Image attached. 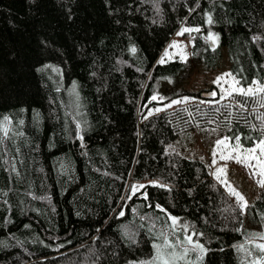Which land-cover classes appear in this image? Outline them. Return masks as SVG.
Masks as SVG:
<instances>
[{"label": "trees", "instance_id": "trees-1", "mask_svg": "<svg viewBox=\"0 0 264 264\" xmlns=\"http://www.w3.org/2000/svg\"><path fill=\"white\" fill-rule=\"evenodd\" d=\"M180 26L199 29L202 65L225 47L241 86L264 79V0H0V264H264V190L242 209L203 161L168 148L201 124L254 145L264 96L144 117L181 95L217 98L161 89L190 68L158 62Z\"/></svg>", "mask_w": 264, "mask_h": 264}, {"label": "rangeland", "instance_id": "rangeland-1", "mask_svg": "<svg viewBox=\"0 0 264 264\" xmlns=\"http://www.w3.org/2000/svg\"><path fill=\"white\" fill-rule=\"evenodd\" d=\"M183 28L197 29V27L180 26L177 31L170 37L168 43L164 46L162 52L160 53L159 61L162 57L165 59V61L172 59L182 60L181 56L183 55L186 57V59L183 60L190 61V68L184 77L177 80L175 86H171L167 82H163V84L161 85V89L163 91H169L174 87H182L184 89L195 92H209L210 94L214 92L216 93L217 98L212 97L210 99H202L196 96L181 95L166 102H155L151 104L147 107L144 117L156 114L165 108L171 109L178 105H189L194 101L208 104L214 101L232 100V95L234 93H237L232 92V87H243L240 84H235V81H238V79L234 75L230 77L222 76V74L224 73H231L225 47H221V55L216 65L212 67H206L191 57V37L194 31L185 32L183 33V35H177V33L180 32ZM174 41L178 46L170 47V45H172ZM165 50H167V52L169 53L168 57L164 56ZM217 77H222V79L219 82L214 83ZM253 81H256V84H252L251 82L248 86L243 88L247 89L248 87H252L253 89H256L258 87H264V79L262 81L254 79ZM229 92H231L232 94L228 95L227 93ZM250 95L264 96V92L254 91ZM184 97H188V99L185 100ZM173 100H178L181 102L178 104H172ZM156 109H160V111H156ZM225 136V127H218L213 124L196 125L189 129L187 132H184L177 136L176 139L168 145V148L173 149L186 157H192L203 161L208 168L210 177L220 185V187L229 195V198L232 201L237 203L239 206L241 204V202L238 201L235 196L229 193V186L239 192L244 197V201L246 202V204H249L253 200H255V198L262 190H264V186H261V184L258 183V181L264 179V177H261L259 175V171L255 167H246L242 163H237L235 159H220L221 154H227L228 152H230V148L223 149V146H219L218 148L215 144V141L218 139H222ZM262 139H264V137ZM257 142L258 141H256L255 144ZM235 143V141L228 140V144L231 146H235ZM255 144L249 147H243L251 148L254 147ZM214 148H217L215 156L213 155ZM220 149H223V152H221ZM232 155H235V153H232ZM257 155H259V150H257ZM213 160H215V163H213ZM248 163L251 165H255L256 161L250 160ZM225 166L226 174L221 176L218 180L214 173L216 172L217 168ZM253 173L256 174L253 175ZM146 182H153V180L146 179L138 183H134L133 185H136L137 187L135 190L133 189V187H131L130 193L138 190L140 188L139 185H143ZM173 262L174 264H197V261L191 258L184 259L181 262L173 260ZM165 264L171 263L167 261Z\"/></svg>", "mask_w": 264, "mask_h": 264}, {"label": "snow or ice", "instance_id": "snow-or-ice-1", "mask_svg": "<svg viewBox=\"0 0 264 264\" xmlns=\"http://www.w3.org/2000/svg\"><path fill=\"white\" fill-rule=\"evenodd\" d=\"M208 23L211 24L212 23V18L209 16L208 18ZM191 31H199V29H190V28H183L181 29L180 32L177 33V35H183V33L185 32H191ZM208 39L215 41L217 39V37L212 33L209 32L208 33ZM177 43L174 41L172 43V45H170V47H177ZM132 51H135V49L133 48ZM165 57L169 56V53L167 52V50H165L164 53ZM181 59H186L185 56H181ZM159 63H165V59L162 57L160 59V61H158ZM223 77H230L232 76L231 73H224L222 74ZM222 79V77H217L216 81H214V83L219 82ZM235 84H239V81H235ZM252 84H256V81H252ZM264 92V87H258L256 89H253L252 87H248L247 89L243 88V87H232V92H237L239 94L242 95H250L253 92ZM228 95H231L232 93L229 92L227 93ZM210 95H216V93H211ZM223 98V97H222ZM152 100H156L157 96L153 95L151 97ZM162 99V97H161ZM185 100L188 99V97H184ZM181 101L178 100H173L172 104H178ZM170 106V105H169ZM156 111H160V109H156ZM4 121L8 122V117H4ZM20 123H23V121H20ZM228 140L229 137L225 136L222 139H218L215 141L216 146L219 148V146H223V149H228L230 148V152H228L227 154H221L220 159L221 160H231V159H235L237 163H242L244 164L246 167H255L258 169L259 171V175L261 177H264V139H260L254 147L251 148H244L241 143V137L240 136H235L234 140H235V146H231L228 144ZM223 149H220L221 152H223ZM257 150H259V155H257ZM217 152V148L213 149V155L215 156ZM232 153H235V155H232ZM250 160H255L256 164L255 165H251L248 162ZM213 163H215V160H213ZM226 174V166L225 167H219L216 169V172L214 173V175H216L217 179L219 180L221 176ZM256 173H253V175H255ZM152 183H156V182H152ZM226 183V182H225ZM258 183L261 184V186H264V179H261L260 181H258ZM133 189H136V185L132 186ZM139 187H144V185H139ZM229 193L233 196H235L237 198L238 201L241 202L240 206L241 208L246 207V202L244 201V197L237 192L234 188H231L229 186ZM157 207L159 208L160 206L157 205ZM120 215L123 216L124 212L121 211ZM169 219L172 221V224L175 225L177 223V218L174 216H169ZM252 235H259L258 233H253ZM165 240L167 241V238L165 237ZM184 243L190 244L192 245L191 249L185 248L184 249V253L187 254L190 250L197 252V259L198 260H202L203 259V254L207 251V249L204 247L203 244L199 243V242H194L193 241V237L191 235H186L183 239ZM153 247H158L157 245H153ZM259 248H261L262 250H264V245H258Z\"/></svg>", "mask_w": 264, "mask_h": 264}, {"label": "water", "instance_id": "water-1", "mask_svg": "<svg viewBox=\"0 0 264 264\" xmlns=\"http://www.w3.org/2000/svg\"><path fill=\"white\" fill-rule=\"evenodd\" d=\"M209 95V93H207V92H201V96H203V97H207Z\"/></svg>", "mask_w": 264, "mask_h": 264}]
</instances>
